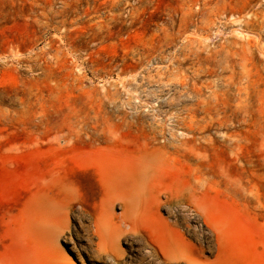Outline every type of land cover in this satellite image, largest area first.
<instances>
[{
    "label": "rangeland",
    "instance_id": "374dc122",
    "mask_svg": "<svg viewBox=\"0 0 264 264\" xmlns=\"http://www.w3.org/2000/svg\"><path fill=\"white\" fill-rule=\"evenodd\" d=\"M155 149L150 192L166 205L121 237L122 262H158L174 242L264 264V0H0V264L53 263L28 223L62 186L81 210L59 247L108 264L84 251L100 151Z\"/></svg>",
    "mask_w": 264,
    "mask_h": 264
},
{
    "label": "bare ground",
    "instance_id": "6f19581e",
    "mask_svg": "<svg viewBox=\"0 0 264 264\" xmlns=\"http://www.w3.org/2000/svg\"><path fill=\"white\" fill-rule=\"evenodd\" d=\"M158 155L157 149L136 155L127 152L116 154L106 150L100 151L97 165L102 197L99 212L91 216L92 235L97 242L94 247L90 245L84 248L85 253L89 254L88 258L104 260L108 264H124L120 246L121 237L126 233H134L138 222L144 221L150 212L159 214V208L166 205L165 201L163 202L160 197H155L150 192L149 179L153 173L152 165ZM189 188L191 193L188 192L186 197L193 203L199 204L197 187L192 185ZM178 193L171 196L178 198L181 196ZM77 201L74 191L67 186H62L57 196L39 195L31 204L28 224L50 243L54 253L52 264H73L59 247L58 242L65 232L70 230V214L74 210H81V205L78 203L76 209L73 207ZM117 201L121 207L119 214L114 212ZM176 203L177 208L185 206L182 200H176ZM87 219L90 218L87 217ZM216 236L218 241L224 240L226 228L220 227ZM159 248L161 257L158 260L160 261L139 260L136 264H177V261L181 260H186L190 264H215L208 260L200 261L198 258H193L187 253L186 246L181 243L171 242ZM152 252L158 254L154 249Z\"/></svg>",
    "mask_w": 264,
    "mask_h": 264
}]
</instances>
